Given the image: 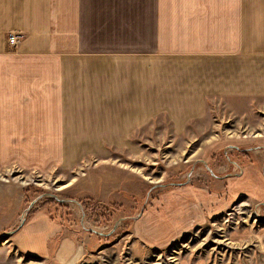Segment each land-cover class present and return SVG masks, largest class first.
<instances>
[{
  "label": "crops",
  "instance_id": "crops-1",
  "mask_svg": "<svg viewBox=\"0 0 264 264\" xmlns=\"http://www.w3.org/2000/svg\"><path fill=\"white\" fill-rule=\"evenodd\" d=\"M10 32L23 37L13 51ZM221 100L264 103V0H0V170L69 168L81 154L133 144L155 122L182 136ZM249 121L237 155L212 161L222 164L214 180L160 197L159 218L135 227L140 242L165 246L240 196L264 201V110ZM50 152L69 153L71 164H31ZM228 163L242 177L218 180L232 173ZM14 241L56 264L87 253L45 210Z\"/></svg>",
  "mask_w": 264,
  "mask_h": 264
},
{
  "label": "rangeland",
  "instance_id": "rangeland-1",
  "mask_svg": "<svg viewBox=\"0 0 264 264\" xmlns=\"http://www.w3.org/2000/svg\"><path fill=\"white\" fill-rule=\"evenodd\" d=\"M11 35L17 36L15 46L8 44ZM4 36L8 51L15 50L23 38L11 32ZM261 109L263 102L221 100L209 103L205 121L192 122L182 136H170L167 123L155 122L142 136L133 133V144L81 154L69 168H3L0 236L14 231L23 220L24 226L32 214L45 210L50 220L61 223L67 233L85 242L87 253L78 264H264V201L251 203L243 196L227 201L231 204L221 214L207 218L165 246H146L135 235L138 222L152 214L159 218L163 207L160 197L167 192L198 187L203 182L201 176L209 179L207 182L214 180L205 165L212 171L222 165L212 164L215 159L224 163L236 156L234 147L245 146L249 133L246 125L261 114ZM257 133H261L259 129ZM215 146L219 149L212 153ZM48 157H55L57 162L51 163ZM70 158L69 153L50 152L31 164H71ZM225 165L234 169L218 180L242 177L244 168L240 164ZM193 167L191 181L185 184ZM157 185L161 187L151 190ZM16 233L0 239V264H56L52 256L49 262L26 256L14 241Z\"/></svg>",
  "mask_w": 264,
  "mask_h": 264
},
{
  "label": "water",
  "instance_id": "water-1",
  "mask_svg": "<svg viewBox=\"0 0 264 264\" xmlns=\"http://www.w3.org/2000/svg\"><path fill=\"white\" fill-rule=\"evenodd\" d=\"M234 148H236V150H238L237 147H234ZM251 150H252V149H247V150H243V151H244V152H248V151H251ZM201 162H203V161H201ZM203 164H205V163L203 162ZM205 168H206V169L212 174L211 170L208 169L206 165H205ZM194 171H195V167H193V168L191 169V172L187 175V179H186V181H185V184L191 181V174H192ZM212 175H213V174H212ZM169 185H172V184H169ZM173 185H175V184H173ZM157 187H161V186H160V185H157L156 187H152L151 190L154 189V188H157ZM54 197H55L56 200H58V197H56V196H54ZM65 202L76 203L75 201H72V200H65ZM34 203H35V201L32 202V203H30L29 208H28L27 211H29V210L31 209V207L34 205ZM23 219H24V216H23L22 220H23ZM23 222H24V220L22 221L21 225H20L18 228H16L14 231H12V232H10V233H11V234L16 233L17 230H19V229L23 226V224H24ZM91 232H93V233H97V232H94V231H91ZM10 233H5V234H3L2 236H0V239L5 240L6 238H8V236L10 235ZM97 234H99V233H97Z\"/></svg>",
  "mask_w": 264,
  "mask_h": 264
},
{
  "label": "built area",
  "instance_id": "built-area-1",
  "mask_svg": "<svg viewBox=\"0 0 264 264\" xmlns=\"http://www.w3.org/2000/svg\"><path fill=\"white\" fill-rule=\"evenodd\" d=\"M8 44L10 45V46H15V45H17L16 44V42H17V36L16 35H11L10 37H9V39H8Z\"/></svg>",
  "mask_w": 264,
  "mask_h": 264
}]
</instances>
